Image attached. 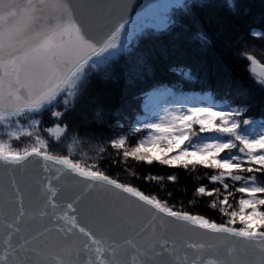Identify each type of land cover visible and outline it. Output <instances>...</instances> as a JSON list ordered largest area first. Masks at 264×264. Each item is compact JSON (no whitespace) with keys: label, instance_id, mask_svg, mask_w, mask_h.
Wrapping results in <instances>:
<instances>
[{"label":"snow or ice","instance_id":"obj_1","mask_svg":"<svg viewBox=\"0 0 264 264\" xmlns=\"http://www.w3.org/2000/svg\"><path fill=\"white\" fill-rule=\"evenodd\" d=\"M249 16L250 0H0V264H264V70L234 80L207 55L216 37L257 65ZM117 84L118 118L97 105L82 128ZM113 153L173 170L130 173L145 184L204 169L189 204L223 218L122 181Z\"/></svg>","mask_w":264,"mask_h":264},{"label":"trees","instance_id":"obj_2","mask_svg":"<svg viewBox=\"0 0 264 264\" xmlns=\"http://www.w3.org/2000/svg\"><path fill=\"white\" fill-rule=\"evenodd\" d=\"M252 4V9L254 14L264 13V8L260 6L259 0H250ZM249 27L264 28V20L256 21L252 16L246 17L245 22L242 25L241 30L247 34ZM251 44L250 51L256 56L258 60V65L264 66V40L248 37ZM210 59L214 60L216 65L222 70L226 75L231 76L234 80L247 81L249 78H254V74L251 71V62L244 58L242 55L237 57L232 51H226L222 46V41L216 37H213V42L209 46V51L207 53ZM175 74L169 73L165 76V80L171 85L176 80H178ZM123 84H117L111 86L107 90H101L100 99L93 104L87 105L83 110H80L76 119L80 123L81 127L89 125L94 120V112L97 105L102 106L105 109V118L110 122H114L116 117L115 109L123 106L126 99L125 96L121 94V89ZM199 85H189L185 83L183 91L186 93L192 91H199ZM112 109V114H108V110ZM47 119V117H46ZM125 125L123 129H117V131H126L129 121H122ZM26 140H22L20 146L22 147ZM50 148L55 150H67L66 143L62 145H57L53 140H50ZM117 158L113 153L111 156H106L105 160L101 162L102 167H105L114 176H118L122 181H129L135 183L146 191H152L154 194H158L162 197H166L167 191L171 190L175 193V202L180 203L183 201L186 208H190L194 212H199L210 218L215 219L217 222L223 218L217 210L211 209L205 200H198L196 204H189L192 199V193L194 188L201 182L207 183L204 180L205 170L200 169L195 174L185 173L184 171H179V180L176 184H172L168 181H163L157 183L156 181L151 182V184H145L144 181L140 179H134L130 174L135 171L137 174L151 172L152 174L167 176L169 172L173 171L171 169L165 168L158 164H154L149 168L146 165H136L134 162L129 161L127 165L122 162L116 164H109L108 161H115ZM91 163V161H89ZM127 168V171L124 169ZM196 176L201 177L200 180L195 179ZM159 189V191H157ZM238 199V195L236 197Z\"/></svg>","mask_w":264,"mask_h":264},{"label":"rangeland","instance_id":"obj_3","mask_svg":"<svg viewBox=\"0 0 264 264\" xmlns=\"http://www.w3.org/2000/svg\"><path fill=\"white\" fill-rule=\"evenodd\" d=\"M255 68V72H253L252 70V73L254 74V76L258 75L262 70H264V66H260V65H255V66H251V68ZM91 154V153H90Z\"/></svg>","mask_w":264,"mask_h":264}]
</instances>
